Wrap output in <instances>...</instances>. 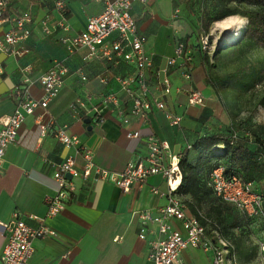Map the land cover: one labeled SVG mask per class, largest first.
Returning a JSON list of instances; mask_svg holds the SVG:
<instances>
[{
    "label": "crops",
    "instance_id": "0c3cea01",
    "mask_svg": "<svg viewBox=\"0 0 264 264\" xmlns=\"http://www.w3.org/2000/svg\"><path fill=\"white\" fill-rule=\"evenodd\" d=\"M56 1L10 0L7 10L10 17L29 10L32 23L31 35L23 45L28 50L26 54L20 57L0 54V119L13 114L17 104L13 91L24 77L29 80L26 88L30 97L41 100L43 90L39 79L55 62L63 63L69 73L58 96L48 102L45 109L37 108L25 117L16 143L5 150L0 169V254L5 244L2 226L14 214L31 227H37L38 220L45 219L44 200L54 196L57 190L53 179L57 165L67 157H73L77 169L83 166L76 148L65 147L57 141L55 128L63 127L67 134L76 136L82 147L91 152L94 164L112 174L121 172L134 156L145 155V140L150 134L168 142L172 155L182 154L197 135L202 136L204 119L199 116V108L193 111L187 106L185 96L189 84L198 90V84L192 79L197 69L201 71L199 77L206 83V62L194 51L191 82L182 80L177 72L173 73L172 93L166 100L168 110L181 117L180 126L169 127L163 114L155 110L146 120L131 119L123 126L112 110L101 107L98 111L104 113L106 121L99 126L92 122L89 118L92 113H87V108L107 94H115L122 100L116 77L131 74L133 67L124 63L111 67L104 60L88 58L86 48L69 54L59 42L60 30L52 36H44L39 24L41 19L47 16L50 24L55 25L62 18L55 8ZM61 1L64 22L71 33L83 31L87 18L99 14L102 9V4L93 0ZM213 10L212 0L134 2L131 13L138 33L145 37L144 50L151 58L153 68L165 66L166 60L173 56L176 42L192 35L198 16ZM8 27V24L0 26V36ZM192 39L191 36L189 43ZM153 76L148 73L150 83L154 81ZM101 79L105 80L104 84ZM176 88L181 92L176 93ZM211 92V89L209 93L201 92L205 101L211 97ZM87 96L91 100L85 101V107L74 106L78 98ZM37 117L46 128L43 134L35 122ZM85 119L90 123L85 124ZM127 131H138L140 138L127 139ZM188 155L193 159L196 153L191 149ZM72 184L74 190L64 209L55 217L45 219V224L56 235L34 240L30 264H152L147 258L148 243L160 237L158 228L149 224L145 227V239L141 240L138 237L139 214L154 215L158 208L166 205V196L152 192V188H156L165 193V181L160 176H151L146 183L132 186L127 192H122L108 180L93 177L87 180L75 178ZM170 226L172 230L182 232L179 222H171ZM210 260L211 253L201 247L188 248L180 254L176 264H209ZM252 261L249 259V263H244L237 257L233 264H250Z\"/></svg>",
    "mask_w": 264,
    "mask_h": 264
},
{
    "label": "built area",
    "instance_id": "2783aa9c",
    "mask_svg": "<svg viewBox=\"0 0 264 264\" xmlns=\"http://www.w3.org/2000/svg\"><path fill=\"white\" fill-rule=\"evenodd\" d=\"M93 1L101 3L102 9L99 14L87 18L84 30L79 33H71L69 26L64 22V6L61 0L54 4L62 17L61 20L52 25L46 16L39 22L44 36H52L58 30L62 32L59 42L69 54L86 48L88 58L104 60L111 67L121 63L133 67L131 74L116 77L123 99L120 100L115 94L103 96L97 104L87 108V113H92L89 117L91 121L98 126L106 121L104 113L98 111L99 107L112 110L123 126L128 125L131 119L146 120L147 115L155 110L163 114L169 127L180 126L181 117L168 110L166 100L172 93L173 73L177 72L182 80L191 82V48L182 42H176L173 56L166 60L165 66L154 69L151 58L144 50L145 37L138 33L131 13L134 2L143 4L147 0ZM9 4L10 0H0V26H9L0 36V54L20 57L28 52L23 45L31 35L32 15L26 10L15 17L7 16ZM207 41V37L200 40L203 51H208ZM68 73L69 70L63 63L55 62L39 79L43 90L41 100L30 97L26 88L29 80L26 77L22 79L21 86L15 88V110L11 116L0 119V169L5 150L16 143L25 117L32 115L37 108L45 109L48 102L58 96ZM148 73L154 75L153 83L148 80ZM100 82L104 84L105 80L101 79ZM175 92L180 93L181 89L176 88ZM185 96L189 107L204 105V96L191 84L185 90ZM90 100V96L85 99L78 98L74 106L83 108L85 101ZM35 122L43 134L46 131L45 126L41 125L38 117ZM54 136L61 145L74 147L79 151L83 166L80 170L77 169L73 157H67L57 165L53 173L57 190L54 196L44 200L47 207L45 219L55 217L64 209L74 190L72 180L75 178L87 180L93 177L101 181L108 180L122 192H127L132 186L143 185L151 176H160L165 181L167 190L162 193L152 188V192L166 196V205L158 208L154 215L148 212L139 214L141 228L138 237L145 239V227L149 224L157 226L160 236L149 241L148 260L152 264H176L183 251L201 247L211 253L209 264H226L229 251L227 242L218 236L215 242L207 238L205 228L195 217L185 212L183 203L175 194L181 181L178 166L181 154L172 155L168 142L153 134L148 135L145 140V155L134 156L121 172L112 174L96 166L91 152L82 147L76 136L67 134L65 128H55ZM125 136L127 139L140 138L138 131H127ZM186 148L189 149L190 146ZM67 175L70 179L66 178ZM209 186L217 198L231 204L243 215L263 216L260 195L253 190L251 183L242 182L237 173L228 174L224 167H215L209 174ZM45 219H39V225L31 227L14 214L12 219L2 226L5 244L0 254V264H30L34 240L56 235V232L45 224ZM171 222H179L182 232L172 230ZM260 253L264 264V242L260 244Z\"/></svg>",
    "mask_w": 264,
    "mask_h": 264
},
{
    "label": "trees",
    "instance_id": "16d2710c",
    "mask_svg": "<svg viewBox=\"0 0 264 264\" xmlns=\"http://www.w3.org/2000/svg\"><path fill=\"white\" fill-rule=\"evenodd\" d=\"M212 3L213 14L210 17L207 15L206 18L200 15L204 19V27L202 28L201 23L197 22L191 35L193 42L189 43L191 36L179 42L189 46L208 62L206 55L208 51H203L200 47L201 38L207 37L208 40L209 27L213 23L239 17L246 20V26L236 45L245 44L250 48L255 43L264 48V0H212ZM245 79L235 82L239 91L243 87H253L255 80ZM226 80L227 78L218 79L216 82L224 84ZM258 129L248 130L240 139L234 138L231 132L228 135H197L190 148H185L182 152L178 164L181 181L175 192L176 196L183 203L185 211L205 228L207 238L215 242L218 236L227 242L229 251H232L228 252L227 257L232 262L237 257L244 263H249V259H254L257 254L262 257L260 252H253L252 246L247 245L246 248L241 249L239 240L234 236L235 230L244 233L243 227L247 224V219H252L253 216H245L231 204L217 198L209 186V174L213 168L222 166L228 174L237 173L242 182L251 183L253 190L262 199L264 215V195L254 188L264 180V138L262 128ZM215 147L220 149V152L214 153ZM191 149L196 153L193 159H189L188 155Z\"/></svg>",
    "mask_w": 264,
    "mask_h": 264
},
{
    "label": "rangeland",
    "instance_id": "374dc122",
    "mask_svg": "<svg viewBox=\"0 0 264 264\" xmlns=\"http://www.w3.org/2000/svg\"><path fill=\"white\" fill-rule=\"evenodd\" d=\"M213 11L207 14L208 16L203 15V18L210 17ZM200 18L198 16L197 22H200L203 28L204 19ZM222 22H215L209 27L206 54L208 62L205 63L208 85L199 77L201 74L199 69L192 76L193 81L198 84L196 87L198 90L209 93L211 89L212 95L206 99L202 107L190 108L193 111L199 108L201 112L199 116L204 119L201 127L202 136L228 135L231 132L234 138L240 139L248 130L257 131L258 128H262L264 138V48L255 43L250 48L245 44L237 46L236 43H239L241 36L233 41L236 28L239 25L245 27L246 20L239 17L230 18L226 20L224 26L226 30L223 29ZM226 78L224 84L216 82L218 79ZM249 78L255 80L253 87H243L239 91L235 82ZM176 128L173 129L177 131ZM213 152L218 153L220 149L215 147ZM254 188L264 195V180ZM248 219L243 227L244 233L235 230L234 236L239 240L241 249L249 245L254 249L253 252H260V244L264 242V215ZM227 256L226 264H233ZM250 264H263L262 257L257 254Z\"/></svg>",
    "mask_w": 264,
    "mask_h": 264
},
{
    "label": "bare ground",
    "instance_id": "6f19581e",
    "mask_svg": "<svg viewBox=\"0 0 264 264\" xmlns=\"http://www.w3.org/2000/svg\"><path fill=\"white\" fill-rule=\"evenodd\" d=\"M228 19H230V18H228ZM228 19H226V20H228ZM226 20L225 21L223 20V22L221 23L223 25V27L225 26ZM223 29L226 30V27H224ZM236 29H237V32H235V34H234L233 41L241 36L242 31L244 30V27H242V25H239V27H237Z\"/></svg>",
    "mask_w": 264,
    "mask_h": 264
},
{
    "label": "water",
    "instance_id": "95a60500",
    "mask_svg": "<svg viewBox=\"0 0 264 264\" xmlns=\"http://www.w3.org/2000/svg\"><path fill=\"white\" fill-rule=\"evenodd\" d=\"M84 123H85V124H89V123H90V120H89V119H85V120H84ZM88 130H90V127L88 128ZM66 178H67V179H70V176L67 175Z\"/></svg>",
    "mask_w": 264,
    "mask_h": 264
}]
</instances>
